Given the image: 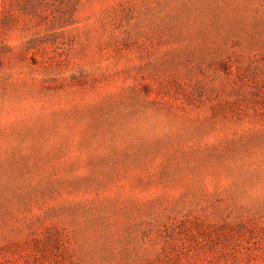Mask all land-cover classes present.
Wrapping results in <instances>:
<instances>
[{
	"label": "rangeland",
	"instance_id": "374dc122",
	"mask_svg": "<svg viewBox=\"0 0 264 264\" xmlns=\"http://www.w3.org/2000/svg\"><path fill=\"white\" fill-rule=\"evenodd\" d=\"M0 264H264V0H0Z\"/></svg>",
	"mask_w": 264,
	"mask_h": 264
}]
</instances>
